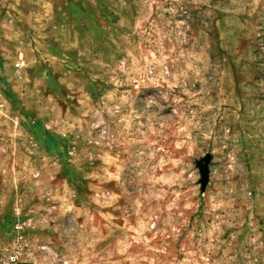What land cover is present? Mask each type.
Wrapping results in <instances>:
<instances>
[{
    "label": "rangeland",
    "instance_id": "1",
    "mask_svg": "<svg viewBox=\"0 0 264 264\" xmlns=\"http://www.w3.org/2000/svg\"><path fill=\"white\" fill-rule=\"evenodd\" d=\"M19 219L23 264H264V0H0Z\"/></svg>",
    "mask_w": 264,
    "mask_h": 264
},
{
    "label": "built area",
    "instance_id": "2",
    "mask_svg": "<svg viewBox=\"0 0 264 264\" xmlns=\"http://www.w3.org/2000/svg\"><path fill=\"white\" fill-rule=\"evenodd\" d=\"M30 227L31 221L27 219L14 223L10 242L0 245V264H23L26 261Z\"/></svg>",
    "mask_w": 264,
    "mask_h": 264
},
{
    "label": "water",
    "instance_id": "3",
    "mask_svg": "<svg viewBox=\"0 0 264 264\" xmlns=\"http://www.w3.org/2000/svg\"><path fill=\"white\" fill-rule=\"evenodd\" d=\"M213 154L207 153L201 159L197 161L198 167L201 173L202 190L204 191L210 178V162L212 161Z\"/></svg>",
    "mask_w": 264,
    "mask_h": 264
}]
</instances>
